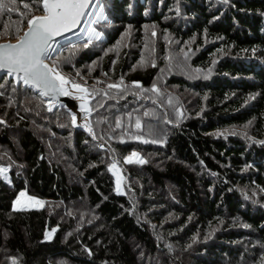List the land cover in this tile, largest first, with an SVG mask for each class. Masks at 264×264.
I'll return each instance as SVG.
<instances>
[{
	"label": "trees",
	"instance_id": "16d2710c",
	"mask_svg": "<svg viewBox=\"0 0 264 264\" xmlns=\"http://www.w3.org/2000/svg\"><path fill=\"white\" fill-rule=\"evenodd\" d=\"M0 4V41L43 14ZM96 5L102 39L47 59L87 89L91 135L0 74V264H264V0Z\"/></svg>",
	"mask_w": 264,
	"mask_h": 264
},
{
	"label": "snow or ice",
	"instance_id": "6c2138e0",
	"mask_svg": "<svg viewBox=\"0 0 264 264\" xmlns=\"http://www.w3.org/2000/svg\"><path fill=\"white\" fill-rule=\"evenodd\" d=\"M33 2L42 5L43 15L33 16L27 20L28 29L17 43L0 44V70H6L10 76L15 74L18 82H23L24 85L38 91L41 96H48L50 93L67 95L65 85L69 81L56 70L55 66H49L44 61L48 57L53 38L80 23L90 0H33ZM11 3L14 4L15 0H11ZM30 7L29 3L23 4L24 9L30 10ZM0 10L12 11L13 8L9 4H0ZM73 87L79 92H87V89L79 84H73ZM108 87L114 88L118 85L110 84ZM81 108L87 111L84 105H81ZM136 127L140 128L139 121ZM132 156L137 157V162H144L139 160L136 153ZM127 162L132 163V157H129ZM3 171L6 170L0 169V172ZM25 195L24 192L20 193L21 197ZM28 199L34 204L41 203L31 197Z\"/></svg>",
	"mask_w": 264,
	"mask_h": 264
},
{
	"label": "water",
	"instance_id": "95a60500",
	"mask_svg": "<svg viewBox=\"0 0 264 264\" xmlns=\"http://www.w3.org/2000/svg\"><path fill=\"white\" fill-rule=\"evenodd\" d=\"M94 3H95V0H90V4H89V7L85 10L86 14L84 15V17L81 19L80 23L76 26H74L71 30L69 31H65L63 32L62 34L58 35V36H55L53 38V40L50 42V47H49V50H48V56L49 54L51 53V51L53 50V48L55 47V45L64 40V39H67L73 35H76L77 33L80 32L81 30V27L82 25L84 24L89 12L91 11L92 7L94 6ZM43 15V14H41ZM41 15H36V16H41ZM28 29V25L27 27L23 30V32L18 36V38L16 40H10V39H7L5 41H2L0 42V44H6V43H17L18 42V39L23 36L24 32H26ZM48 57L45 59V63L49 64L48 61H47ZM49 66H51L49 64ZM0 74H4L6 75L9 79H12L14 80L15 84H19L21 83L24 87L32 90L34 93L38 94V91L26 86L23 84V82H18L17 79H16V75L13 74V75H8L7 71L6 70H0ZM61 74V73H60ZM66 80L69 81L68 78H66L63 74H61ZM71 86L72 83L69 81L68 84L65 85V88L67 89L68 91V94L67 95H64V94H60V93H57V94H49L48 96H41L39 95L43 100H45L48 104V106L50 108H63L67 113H69L72 118H73V121H74V125L77 129L85 132L86 134L88 135H91V129H90V126H89V121H88V114H89V99L85 98V99H81L79 97L78 94H75L73 92V90L71 89ZM81 105H84V108L87 109V111L83 110L81 108ZM75 118V119H74Z\"/></svg>",
	"mask_w": 264,
	"mask_h": 264
},
{
	"label": "rangeland",
	"instance_id": "374dc122",
	"mask_svg": "<svg viewBox=\"0 0 264 264\" xmlns=\"http://www.w3.org/2000/svg\"><path fill=\"white\" fill-rule=\"evenodd\" d=\"M103 17H104V15H103L102 9H99V7L97 5L93 6L91 11L89 12L84 24L81 27L79 35H81L83 38L97 39V40L102 39L101 34H99L96 30L92 29V23L94 21H97V20H103ZM97 37H99V39ZM3 41H5V40H3ZM0 42H2V41H0ZM73 84L74 83H72V85ZM80 93H81V95L84 98L90 99L87 93H82V92H80ZM133 153L137 154L139 160H143L139 153L132 152L131 154H129V155H127L125 157L124 161L126 163H128L127 162L128 158L132 157V159H133L132 163L141 164V163L137 162V157H133L132 156ZM0 169H5L6 170V171H3V172H0V176L2 177V179L5 180V181H9L10 177H9L8 168L4 167V166H0ZM110 171L112 172V174L114 175V178H115L116 193L119 194V195H122L123 194V188H122L123 176H122V174L120 172V169H119V167L117 165H115V167H113V166L110 167ZM20 193L16 197L17 198L16 201H19V202L18 203L17 202H13V204H12L13 210H16V211L17 210H36V209H40V208L43 207L44 203L42 201H40L41 202L40 204H34L32 202V200L28 199L30 196H28L26 194L25 196L21 197ZM31 198H33V197H31ZM33 199L34 200H38L36 198H33ZM58 230H59L58 226L50 225L48 227V229H47L46 234H45V240L46 241H51V240L56 239L57 234H58ZM116 264H127V260L126 259H117L116 260Z\"/></svg>",
	"mask_w": 264,
	"mask_h": 264
},
{
	"label": "bare ground",
	"instance_id": "6f19581e",
	"mask_svg": "<svg viewBox=\"0 0 264 264\" xmlns=\"http://www.w3.org/2000/svg\"><path fill=\"white\" fill-rule=\"evenodd\" d=\"M71 89L73 90V92H74L75 94H78L79 97H83V96L81 95V93H80L77 89H75L73 86H71ZM84 99H85V98H84ZM85 101H86V99H85Z\"/></svg>",
	"mask_w": 264,
	"mask_h": 264
}]
</instances>
